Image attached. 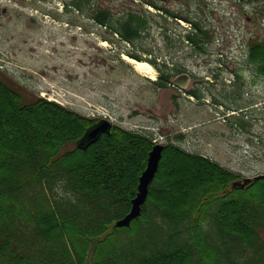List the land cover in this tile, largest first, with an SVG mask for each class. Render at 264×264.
<instances>
[{"label": "trees", "instance_id": "16d2710c", "mask_svg": "<svg viewBox=\"0 0 264 264\" xmlns=\"http://www.w3.org/2000/svg\"><path fill=\"white\" fill-rule=\"evenodd\" d=\"M138 19L110 27L134 38ZM255 49L251 61L264 73V47ZM172 76L161 70L157 84L168 87ZM7 80L0 74V264H264V179L232 188L239 174L168 144L142 215L117 228L138 194L152 138L114 127L78 148L94 120L43 98L24 101ZM152 215L163 220L161 246L135 241L109 251L111 238L142 234Z\"/></svg>", "mask_w": 264, "mask_h": 264}, {"label": "rangeland", "instance_id": "374dc122", "mask_svg": "<svg viewBox=\"0 0 264 264\" xmlns=\"http://www.w3.org/2000/svg\"><path fill=\"white\" fill-rule=\"evenodd\" d=\"M3 6L19 8L14 0H0V8ZM56 8L53 13L26 11L34 14L33 22H18L11 12L0 23V58L7 65L3 72L14 89L23 93L24 101L45 96L85 117L103 113L126 130L150 134L163 144H178L242 178L264 174V77L248 61L254 32L264 34L263 26L233 16L230 28L228 18L218 19L210 24L212 40L203 51L184 38L186 24L177 27L158 17L151 23L149 38L137 48L111 32L108 37L99 25L89 32L72 26L57 16ZM236 23L241 29L236 30ZM163 29L173 42L165 40L160 33ZM138 50L143 61L156 58L161 69L168 63L176 65L173 81L182 74H190L192 79L183 90L161 87L156 84L157 68L153 66L152 74L139 73L124 59ZM74 147L69 144L63 152ZM152 220L131 240L123 235L111 238L109 251L135 241L144 247L161 246L157 229L163 220L158 222L155 215ZM160 224L169 230L166 222ZM187 237L177 238V244L182 247ZM254 255L251 251L253 263ZM127 259L132 260L131 253Z\"/></svg>", "mask_w": 264, "mask_h": 264}, {"label": "flooded vegetation", "instance_id": "af4514ba", "mask_svg": "<svg viewBox=\"0 0 264 264\" xmlns=\"http://www.w3.org/2000/svg\"><path fill=\"white\" fill-rule=\"evenodd\" d=\"M14 2L19 8L10 9L6 6L0 8V23L11 12H15L14 17L18 22L23 19L33 22L35 21L34 14L27 15L26 11L32 12L35 9L37 13L39 10L53 13L58 6L56 8L59 10L57 16L79 29L84 28L89 32V30L96 29L99 20L103 21L109 37V22L125 25L130 20L139 18V23H136L134 27V29H139L138 36L131 38V32L128 35L122 33L125 35H123V40L136 47L140 44L139 42L149 38L152 32L151 23L154 22V18L158 17L172 21L177 27H180L178 23L183 22L190 23L191 27H193L192 23L202 24L205 30L202 33L205 40L203 49L208 46L210 24L218 19L226 20L228 18L230 28L233 25V16L246 24L264 27V0H230V2L227 0H14ZM131 3L140 7L141 10L132 7ZM149 9H153L156 15L148 12ZM234 26L236 30L241 29L238 23ZM160 33L163 37L165 36L166 41L173 40L166 36L167 33L164 30ZM227 33L229 32H225V34ZM253 39L248 49L249 56L256 50L257 45L264 47V34L261 35L256 31ZM131 54L141 58L138 54H142V52L138 50ZM167 65L170 67L169 69L176 67L174 64L168 63ZM159 66L161 67V65Z\"/></svg>", "mask_w": 264, "mask_h": 264}, {"label": "water", "instance_id": "95a60500", "mask_svg": "<svg viewBox=\"0 0 264 264\" xmlns=\"http://www.w3.org/2000/svg\"><path fill=\"white\" fill-rule=\"evenodd\" d=\"M188 75L180 76L175 80V84L178 86L185 88L186 87V80H188ZM111 124L108 121H102L95 127L89 129L85 136L80 141L81 144H87L92 143L97 139L101 134L110 131ZM164 150L163 145H155L151 152L149 153L148 157V163L147 167L142 173L140 180H139V186H138V194L136 198L132 200V208L130 212L122 219L118 220L116 222V227L122 228V227H129L131 225V222L138 218L142 213V207L147 201L148 195H149V187L154 180L157 171L159 169V164L162 158V152ZM250 182V179H244L243 182H236L235 186H242L244 187Z\"/></svg>", "mask_w": 264, "mask_h": 264}, {"label": "bare ground", "instance_id": "6f19581e", "mask_svg": "<svg viewBox=\"0 0 264 264\" xmlns=\"http://www.w3.org/2000/svg\"><path fill=\"white\" fill-rule=\"evenodd\" d=\"M103 44L106 45L105 42H103ZM123 57L126 61L131 63L137 71H139L141 73L152 74V72H154L153 66L148 62L138 61L134 58H131L128 55H124Z\"/></svg>", "mask_w": 264, "mask_h": 264}]
</instances>
